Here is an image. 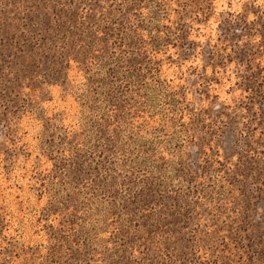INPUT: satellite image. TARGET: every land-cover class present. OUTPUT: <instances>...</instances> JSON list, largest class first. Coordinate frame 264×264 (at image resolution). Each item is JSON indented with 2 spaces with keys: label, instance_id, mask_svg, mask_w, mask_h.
Returning a JSON list of instances; mask_svg holds the SVG:
<instances>
[{
  "label": "rangeland",
  "instance_id": "1",
  "mask_svg": "<svg viewBox=\"0 0 264 264\" xmlns=\"http://www.w3.org/2000/svg\"><path fill=\"white\" fill-rule=\"evenodd\" d=\"M0 264H264V0H0Z\"/></svg>",
  "mask_w": 264,
  "mask_h": 264
}]
</instances>
